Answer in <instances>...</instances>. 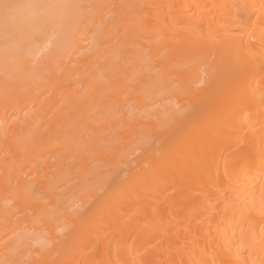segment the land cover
<instances>
[{
  "label": "bare ground",
  "instance_id": "bare-ground-1",
  "mask_svg": "<svg viewBox=\"0 0 264 264\" xmlns=\"http://www.w3.org/2000/svg\"><path fill=\"white\" fill-rule=\"evenodd\" d=\"M0 264H264V0H0Z\"/></svg>",
  "mask_w": 264,
  "mask_h": 264
}]
</instances>
